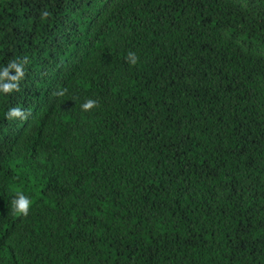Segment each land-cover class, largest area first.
Wrapping results in <instances>:
<instances>
[{
  "label": "trees",
  "instance_id": "trees-1",
  "mask_svg": "<svg viewBox=\"0 0 264 264\" xmlns=\"http://www.w3.org/2000/svg\"><path fill=\"white\" fill-rule=\"evenodd\" d=\"M13 61L0 264H264V0H0Z\"/></svg>",
  "mask_w": 264,
  "mask_h": 264
},
{
  "label": "clouds",
  "instance_id": "clouds-1",
  "mask_svg": "<svg viewBox=\"0 0 264 264\" xmlns=\"http://www.w3.org/2000/svg\"><path fill=\"white\" fill-rule=\"evenodd\" d=\"M128 60L130 63H136V57L133 53H128ZM23 62H10L6 67H3L0 70V95L10 93L13 90L18 89L17 81L24 76V72L22 71ZM14 69L15 74L10 75L9 70ZM58 95H63V91L57 93ZM96 101L93 99L85 100L81 105V109L87 111L93 107H95ZM25 115L24 111L20 108H10L8 109L6 116L8 118H23ZM11 209L14 214L27 215L31 200L28 196L23 193L17 192L15 197L11 200Z\"/></svg>",
  "mask_w": 264,
  "mask_h": 264
}]
</instances>
